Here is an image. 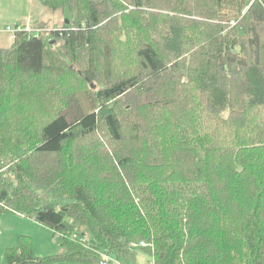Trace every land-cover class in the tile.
I'll return each instance as SVG.
<instances>
[{
	"label": "trees",
	"instance_id": "1",
	"mask_svg": "<svg viewBox=\"0 0 264 264\" xmlns=\"http://www.w3.org/2000/svg\"><path fill=\"white\" fill-rule=\"evenodd\" d=\"M41 4L0 48V214L63 252L5 264H264V0Z\"/></svg>",
	"mask_w": 264,
	"mask_h": 264
},
{
	"label": "rangeland",
	"instance_id": "2",
	"mask_svg": "<svg viewBox=\"0 0 264 264\" xmlns=\"http://www.w3.org/2000/svg\"><path fill=\"white\" fill-rule=\"evenodd\" d=\"M62 22L61 13L45 8L41 0H0V48H9L13 42L14 35L5 31L8 26L17 27L22 24L32 30V27L41 25L52 30L53 27H60ZM20 238L30 241L34 254L39 257L59 255L63 252L49 229L32 219L7 214L0 216V264H5V252L17 247ZM135 264L153 262L149 255L138 251Z\"/></svg>",
	"mask_w": 264,
	"mask_h": 264
},
{
	"label": "built area",
	"instance_id": "3",
	"mask_svg": "<svg viewBox=\"0 0 264 264\" xmlns=\"http://www.w3.org/2000/svg\"><path fill=\"white\" fill-rule=\"evenodd\" d=\"M5 31L8 32V33H11L13 35H16V34H18L20 32H23V31L31 32L32 30H30L29 28H27V27L23 26L22 24H20L17 27H9L8 26V27L5 28ZM100 264H107V263L105 261H102Z\"/></svg>",
	"mask_w": 264,
	"mask_h": 264
},
{
	"label": "crops",
	"instance_id": "4",
	"mask_svg": "<svg viewBox=\"0 0 264 264\" xmlns=\"http://www.w3.org/2000/svg\"><path fill=\"white\" fill-rule=\"evenodd\" d=\"M4 215H7V214H0V216H4ZM14 215V214H13ZM16 216H19V215H16ZM20 217H22V216H20Z\"/></svg>",
	"mask_w": 264,
	"mask_h": 264
},
{
	"label": "water",
	"instance_id": "5",
	"mask_svg": "<svg viewBox=\"0 0 264 264\" xmlns=\"http://www.w3.org/2000/svg\"><path fill=\"white\" fill-rule=\"evenodd\" d=\"M68 21H66V23H67ZM54 42V41H53Z\"/></svg>",
	"mask_w": 264,
	"mask_h": 264
}]
</instances>
